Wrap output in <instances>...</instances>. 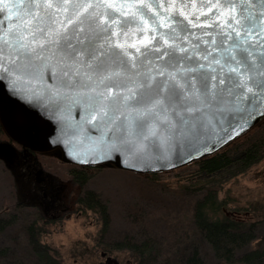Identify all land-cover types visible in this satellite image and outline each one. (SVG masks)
<instances>
[{
  "label": "snow or ice",
  "instance_id": "snow-or-ice-1",
  "mask_svg": "<svg viewBox=\"0 0 264 264\" xmlns=\"http://www.w3.org/2000/svg\"><path fill=\"white\" fill-rule=\"evenodd\" d=\"M0 16V79L58 119L79 109L110 151L152 158L264 119V0H0Z\"/></svg>",
  "mask_w": 264,
  "mask_h": 264
},
{
  "label": "rangeland",
  "instance_id": "rangeland-1",
  "mask_svg": "<svg viewBox=\"0 0 264 264\" xmlns=\"http://www.w3.org/2000/svg\"><path fill=\"white\" fill-rule=\"evenodd\" d=\"M242 151L233 154L240 158ZM262 158L245 172L226 178L221 175L214 184L218 185L217 199L221 209L228 215L234 213L238 221L256 223L258 239H264V152ZM48 171L63 180L69 176V166L47 157L40 158ZM195 165H185L169 172L156 173L152 180L148 175H139L109 166H100L90 172L85 189L93 192L106 206L109 224L103 227L101 214L83 207L64 214L56 221L37 226L39 240L46 245L60 264H102L106 256L115 258L119 264H131L127 254L105 250V244L128 236L133 239L144 236L167 242L170 226L174 227L189 220L191 202L205 193L206 187ZM0 182L11 186V178L4 174ZM1 193V191H0ZM79 191L77 199L83 197ZM79 201V200H78ZM1 205V203H0ZM4 205H7L6 203ZM154 205H158L154 207ZM140 208L141 222L131 223L127 210ZM156 208L159 216L150 219L148 209ZM33 216H35L33 212ZM146 216V217H145ZM145 217V218H144ZM41 222V221H40ZM22 228V227H21ZM20 226L11 229L10 236L0 239V247L13 248L25 243ZM43 231H42V230ZM14 232V233H13ZM145 233V234H144ZM99 242L102 243L98 244ZM200 255L206 264H214L209 246L199 242ZM105 252V257L100 253Z\"/></svg>",
  "mask_w": 264,
  "mask_h": 264
},
{
  "label": "trees",
  "instance_id": "trees-1",
  "mask_svg": "<svg viewBox=\"0 0 264 264\" xmlns=\"http://www.w3.org/2000/svg\"><path fill=\"white\" fill-rule=\"evenodd\" d=\"M237 151H242L243 155L234 160L233 154ZM263 152L264 119L218 152L190 163L196 166V174L202 178L206 191L192 200L189 220L170 226L166 243L148 236L142 239L124 236L106 243L105 250L125 252L131 264H206L198 244L205 242L211 249L214 264H264V239H258L256 223L249 221L251 218L238 221L226 216L221 209L223 204L217 199L218 185L214 184L221 175L230 178L245 172ZM155 175L148 176L153 180ZM88 196L92 199L91 207L101 214L105 230L109 224L107 208L94 194ZM148 211H152L148 212L150 219L159 216L156 208ZM126 215L136 224L143 218L138 207L127 210ZM36 228L32 227L25 243L13 248L0 247V264H60L50 249L40 242ZM23 235H27L25 229ZM98 244L102 245L101 242Z\"/></svg>",
  "mask_w": 264,
  "mask_h": 264
},
{
  "label": "water",
  "instance_id": "water-1",
  "mask_svg": "<svg viewBox=\"0 0 264 264\" xmlns=\"http://www.w3.org/2000/svg\"><path fill=\"white\" fill-rule=\"evenodd\" d=\"M29 95L28 85L24 81L13 86L8 79H0V126L11 140L34 152L54 153L64 163L82 167L109 166L139 175L169 172L210 156L262 120L253 113L254 121L250 119L248 127L243 131L238 130V134L231 139L228 138L231 132L223 135L219 141L209 139L203 147L196 143L186 149L169 148L164 153L158 146L153 145L152 158L132 157L123 151H110L108 145L99 140L100 133L96 129L83 126L81 130L74 123L80 119L79 109L66 110L63 119H58L40 100L29 99ZM12 155V148L0 143V158L8 160ZM132 164L137 166L131 167ZM105 256V252L100 253V257ZM102 264L119 263L115 258L106 256Z\"/></svg>",
  "mask_w": 264,
  "mask_h": 264
},
{
  "label": "flooded vegetation",
  "instance_id": "flooded-vegetation-1",
  "mask_svg": "<svg viewBox=\"0 0 264 264\" xmlns=\"http://www.w3.org/2000/svg\"><path fill=\"white\" fill-rule=\"evenodd\" d=\"M0 143H5L13 150V155L8 160L0 158V179L5 178L4 174L11 178V186L0 182V239L10 236L11 229L20 226L22 232L25 229L27 240L33 226L40 224L39 227L42 228L48 221H56L64 214L69 217L71 211L82 207L84 209V206L89 210H96L91 207L92 199L88 196L93 192L85 189V185L90 172L100 166H77L62 162L54 153L34 152L11 140L1 126ZM42 157L69 166L71 169L68 178L63 180L45 169L40 160ZM81 190L84 195L77 199ZM226 216L233 217L235 214ZM36 229L37 233L40 232Z\"/></svg>",
  "mask_w": 264,
  "mask_h": 264
}]
</instances>
